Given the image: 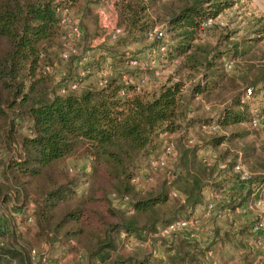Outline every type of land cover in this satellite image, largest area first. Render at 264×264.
<instances>
[{"label": "trees", "instance_id": "16d2710c", "mask_svg": "<svg viewBox=\"0 0 264 264\" xmlns=\"http://www.w3.org/2000/svg\"><path fill=\"white\" fill-rule=\"evenodd\" d=\"M159 1L111 0L113 25L120 32L109 43V33L89 0H0V150L12 152L1 160L0 196L31 205L27 209L31 223L22 222L11 233L10 243L0 246V264H43L31 260L28 253L34 249L38 254L35 246L40 243H57L62 253L82 249V264H207L206 249L195 239L178 237L163 243L164 256L158 258L132 254L126 251V242L145 244L158 228L188 219L180 216L205 203L206 188L217 191L233 183L227 184L230 193L220 209L215 208L227 217L264 190V176L238 178L236 154L230 149L217 151L210 162L197 155L201 149L215 151L248 134L240 125H251L254 117L240 92L231 95L213 119L185 118L188 99L208 96L218 88L224 78L223 59L238 52L235 46L218 50L196 43L205 20L237 0H178L174 8ZM156 3L165 10L162 15ZM73 9L79 14L81 52L97 47L121 65L126 58L121 49L142 43L155 24H162L168 38L164 59L175 62L173 74L153 91L144 92L134 83L124 86L114 74L103 85L82 86L77 72L72 78L77 87L60 93L50 68L62 59L61 13ZM87 63L81 70L84 74L90 69L91 62ZM198 68L203 72L201 81L183 95L179 71ZM120 88L128 95L120 96ZM244 88L250 89L249 95L264 94V67ZM210 123L229 131L208 133L204 128ZM179 130L192 131L195 138L191 145L178 146L166 170L170 179L166 173L157 175L152 186L138 190L136 176L142 164L151 171L150 159L162 150L161 134ZM82 156L88 159L87 172L80 176L64 168L67 159ZM219 162L224 165L218 169ZM257 185L262 189L258 193ZM111 196L125 200L127 207L115 208ZM218 229L220 247L247 230L237 227L220 234ZM247 240L246 236L241 240L243 248Z\"/></svg>", "mask_w": 264, "mask_h": 264}, {"label": "rangeland", "instance_id": "374dc122", "mask_svg": "<svg viewBox=\"0 0 264 264\" xmlns=\"http://www.w3.org/2000/svg\"><path fill=\"white\" fill-rule=\"evenodd\" d=\"M89 2L90 7L98 18V22L102 26L114 21L113 6L109 0H89ZM177 2L178 0H160L159 4L174 8ZM159 4L156 3L159 6V13L162 15L165 10ZM68 15L69 18L74 19L76 22L79 19V14L76 13V9L71 10ZM165 39L168 43L167 34ZM107 40L109 43L113 41L111 38ZM196 43L214 47L218 50H232L233 46H235L238 52L234 55L230 53L228 57L223 59L224 78L218 88H215L208 96L198 95L188 99V102L185 103V118L191 115H202L210 119L215 118L219 108L225 105L231 95L236 92L241 93L243 102L247 105L248 112L253 117L263 111L264 94L262 92H255L245 97L244 87L264 67V0H237L229 8L224 9L214 17L210 24H203ZM154 46L155 41L147 36L142 43H134L126 46L121 49V53L123 55L124 53L126 54V58H122L121 65L116 59L110 58L104 51L100 53L97 47H92L87 52H81V45H78V39H76L72 45L73 52H70V56H76L71 60L59 59L54 63L52 69L49 67L52 72V80L60 89L70 79L73 77L76 78L77 72L79 76L80 72H82L79 84L82 86H98L100 79H107L114 74L124 86L129 83H134L138 90L151 92L163 83L167 76L173 74L175 65V62L167 63L164 59V53H152L150 49L154 48ZM226 51L232 52L230 50ZM134 57L139 58L136 64L130 62ZM87 62H91V64L89 63L90 69L89 71H85L84 74L81 70L84 66H87ZM202 73V69L199 68L197 71H179L180 77L183 80V95H189L188 91L191 86L201 81ZM240 126L247 130L248 134L246 136L234 140L231 143L221 144L215 151H211L209 148L201 149L197 155L210 158V162L214 153L228 148L232 154H236L234 158L235 164H239L240 170H243L248 175L247 178L251 176H264V118L258 119V122L254 126L248 124H242ZM204 130L208 133L216 131L220 134H226L229 131L227 128H218L214 123H210ZM194 138L192 131L186 134L181 130L172 134H161L159 147L166 140L171 139L173 142V150L170 154L163 156V164L156 169H152L150 166V161L153 158L149 161L151 171L148 166L141 165L139 174L136 176V188L139 190L152 186L156 178H158L157 175L161 178L166 173V177L170 179V174L166 170H168L178 146L183 142L184 144L191 145L194 142ZM10 154L12 152H7L3 149L0 150V172L1 160ZM159 156H161V152L156 157ZM223 165L224 162H219L218 169L222 168ZM64 168L69 173L81 176L82 173L88 171V159L84 156L76 159H67ZM230 183L231 181L227 184ZM227 184L224 189L220 188L217 191L206 188L204 191L206 196L205 203L197 207L195 213L188 214L185 212L180 216L188 218L190 221L189 232L193 235L191 238H188L183 233L164 237L156 235L149 236L145 244H136L131 240L126 242V251L132 254L144 252L157 258L163 257V243H170L173 240H177L178 237H182L188 240L195 239L199 246L206 249L205 262L207 264H245L246 262L248 264H264V190L257 185L258 188L255 187V192L262 191L257 196L252 194L251 196H254V198L246 201L243 207L240 206L239 211L235 215L227 217L217 211L223 204L221 201L225 197V194L230 193L228 192ZM231 184L233 185V183ZM83 187L84 185L80 186V188ZM257 198L261 201L259 205L254 204ZM19 199L5 201L0 196V200H4V210L9 214L7 217L3 215L0 217V246L9 244L11 233L14 230L18 231V228L22 225V223L13 225L11 223L13 215L10 213L18 207L30 209L31 205L29 201L22 202ZM111 202L115 208L124 209L127 207L126 201L117 197L111 196ZM209 202L213 204V210L204 215L203 209L206 203ZM256 222L261 223V230L258 233H253L251 232V226ZM237 227L247 230H243L241 234H237L234 242H226L220 247L217 236L215 235V229L219 228L218 233L222 234L223 230L227 229L233 232L237 230ZM245 236L246 238L248 237V243L243 248L241 246V240ZM35 248L38 253H45L48 259L57 260L58 264H82L84 262L83 258L85 253L82 249H78L72 253H62L61 247L57 243H54L52 246L40 243Z\"/></svg>", "mask_w": 264, "mask_h": 264}, {"label": "built area", "instance_id": "2783aa9c", "mask_svg": "<svg viewBox=\"0 0 264 264\" xmlns=\"http://www.w3.org/2000/svg\"><path fill=\"white\" fill-rule=\"evenodd\" d=\"M60 24L62 25L65 35H64V41H63V49L60 53V57L62 59H66L68 57V55L70 54V52H73L72 49V45H73V41L78 39L80 36V29L77 25V22L72 19L69 18V15L67 13V11L62 12L61 16H60ZM212 21L211 18H208L205 20V22L203 23L204 25H208L210 24ZM112 23H108L107 25H104L103 27L105 29H107L108 33H109V38L114 39L118 33L120 32L119 29L115 28L114 25ZM146 36L152 40L155 41V46L154 48L150 49V51L153 52H160V53H164L166 51V47H167V42H166V33L164 30V26L162 24L158 25L155 24L147 33ZM139 61V58L134 57L132 58V60L130 61L132 64H136ZM80 75H82V72H80ZM98 85H103L105 83V78H102L99 80ZM78 85V82L74 79H71L67 82V84L64 87H61L59 89L60 93H65L68 90H72L75 89ZM250 94V89H246V92L244 94L245 97H247ZM119 95L120 96H127L128 93H126L124 88H120L119 90ZM260 118H264V110L261 111L257 116H255L250 124L251 125H256V123L258 122V119ZM173 150V142L171 139H168L164 142L163 146H162V150H161V156L157 157L156 159H153L152 161H150V166L152 168L158 166V165H162L163 164V156L170 154ZM234 169L236 170V172L238 173V178L241 180H245L247 179L248 175L243 171L240 170V166L239 164H236L234 166ZM260 199L257 198L255 201V205H259L260 204ZM213 204L212 203H206L205 208L203 209V214L206 215L208 214L213 208ZM11 215H13V219L12 222L13 225L15 224H19V223H26L29 224L31 223V216L29 215L27 209H24L22 207H18L16 208L15 211H13L12 213H10ZM9 216L8 212L4 210L3 207V202L0 200V217L1 216ZM190 221L188 219H184V218H178L174 221L169 222L168 224L160 227L157 229L155 235L156 236H160V237H164V236H169V235H174V234H180L183 233L185 234L188 238L192 235L191 232H189L190 229ZM1 226V225H0ZM261 230V223L260 222H256L251 226V232L253 233H258ZM189 232V233H188ZM29 257L31 260H36L39 259L41 263L43 264H58V262L54 259H48L47 256L45 255V253H36L34 249H30L29 250Z\"/></svg>", "mask_w": 264, "mask_h": 264}, {"label": "crops", "instance_id": "0c3cea01", "mask_svg": "<svg viewBox=\"0 0 264 264\" xmlns=\"http://www.w3.org/2000/svg\"><path fill=\"white\" fill-rule=\"evenodd\" d=\"M109 2H111V0H109ZM196 211H197V208H195L193 212L195 213Z\"/></svg>", "mask_w": 264, "mask_h": 264}]
</instances>
